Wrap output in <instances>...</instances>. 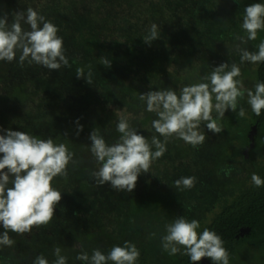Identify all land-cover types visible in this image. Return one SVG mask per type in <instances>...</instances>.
Listing matches in <instances>:
<instances>
[{
    "label": "rangeland",
    "instance_id": "374dc122",
    "mask_svg": "<svg viewBox=\"0 0 264 264\" xmlns=\"http://www.w3.org/2000/svg\"><path fill=\"white\" fill-rule=\"evenodd\" d=\"M257 2L264 0H0V13H9V22L13 12L28 7L44 15L59 28L69 63L87 56L93 73V82L88 85L72 73V64L71 68L49 72L27 62L20 65L0 61V96L6 98L0 104V129L30 135L53 129L57 140H68L67 146L77 161L75 168L69 165L67 180L57 177L53 181V186L62 192V200L52 222L47 227L34 228L30 235L9 233L15 244L0 246V264H33L40 254L53 264L56 246L68 257V264H84L76 259L80 244L89 255L96 248L106 254L112 246H122L125 241L137 248L146 244L161 247L166 224L179 216L204 224L213 216V203L221 204L245 186L252 174L251 162L241 156L220 161L217 155L227 147L210 149L216 135L203 125L201 130L207 139L197 148L203 150L202 156L199 151V156H182L177 150L187 144L172 139L164 156L153 163L151 174L138 177L132 193L117 192L108 184L98 186L91 179L89 172L100 165L89 150L88 136L96 128L107 143L116 142L120 136L116 124L126 116L150 142L153 135H158L151 127L156 116H148L136 93L141 82L149 79L150 61H162L166 88H173L178 95L183 86L199 83L212 67L222 62L239 64V53L234 48L239 42L234 36L245 35L241 28L244 7ZM152 23L160 27V39L149 46L143 39ZM260 41H249L243 47L256 51ZM102 57L110 59V69L102 66ZM240 67V79L245 88L251 89L257 65L244 63ZM17 84H23L29 94L23 102L12 94ZM246 98L245 95L240 101L246 117L231 110L225 112L222 121H233L232 133L243 135L247 127ZM77 119L83 130L79 136L65 137L62 122L74 123ZM235 147L242 150L244 144L236 141ZM252 150L255 160L264 162V141ZM226 168L232 169L227 176ZM188 176L197 178L194 188L176 189L173 181ZM131 200L137 201L139 211L128 226ZM153 260L157 261L155 256ZM163 260L160 255L157 262L161 264Z\"/></svg>",
    "mask_w": 264,
    "mask_h": 264
},
{
    "label": "clouds",
    "instance_id": "9594fccd",
    "mask_svg": "<svg viewBox=\"0 0 264 264\" xmlns=\"http://www.w3.org/2000/svg\"><path fill=\"white\" fill-rule=\"evenodd\" d=\"M234 2L238 3V0ZM11 16L9 22V13H0V61H16L20 65L27 62L49 72L71 68L63 37L58 35L59 28L55 24L32 7L15 11ZM24 25L28 26L27 30ZM241 28L245 35L234 36L239 42L234 45L239 53V64L222 62L212 67L210 73L200 77L199 83L183 86L179 95L171 87L139 94L138 99L145 104L144 111L156 116L151 127L158 135H153L150 142L131 126L126 116L118 119L116 131L120 136L112 144L106 142L98 129L91 130L89 150L100 167L90 171L89 176L96 185L108 184L117 192L132 193L138 177L151 174L153 163L164 156L172 139L199 148L207 139L206 132L201 130L202 125L208 132L219 135L224 131L221 121L226 111L246 117V110L240 106L245 95L252 113L257 117L261 115L264 111V82L256 83L254 91L245 88L240 79V65L264 63V40L259 42L256 51L243 47L249 41L257 40L258 33L264 31V3L244 7ZM158 39L160 27L152 23L143 42L151 46ZM101 64L106 69L111 68L107 57L101 58ZM75 75L88 85L93 82L90 68L87 73L83 68H77ZM74 123L75 135L79 136L83 125L79 119ZM0 132L3 133L0 134V227L3 229L0 246L13 247L15 241L9 233L30 235L34 228L47 227L52 222L62 200V192L53 186V181L57 177L67 180L69 165L75 168L77 161L65 143H54L51 137L39 138L10 128L0 129ZM231 171L226 168L224 174L227 176ZM196 183L195 176L173 181L178 190H191ZM251 183L259 188L264 186V179L252 173ZM200 227L196 219L189 221L183 216L177 217L164 226L162 251L169 256L186 255L191 264H199L202 258L213 264H230V254L221 236L207 227L198 232ZM79 247L81 251L76 259L84 264H136L140 258V250L130 241H125L122 246H112L106 254L96 248L89 255L82 244ZM61 253V247L53 249V264H68V257ZM33 264H49V261L40 254Z\"/></svg>",
    "mask_w": 264,
    "mask_h": 264
},
{
    "label": "trees",
    "instance_id": "16d2710c",
    "mask_svg": "<svg viewBox=\"0 0 264 264\" xmlns=\"http://www.w3.org/2000/svg\"><path fill=\"white\" fill-rule=\"evenodd\" d=\"M264 39V34L262 32L258 33L257 40ZM72 73L76 74L77 68H83L85 73L91 67V61L87 56L82 57L81 60H72ZM150 69L148 70V78L147 80H143L139 89L136 91L140 93H145L151 90H160L165 89L166 84L168 83L166 75H163L165 71L161 70L162 61L158 59H153L150 61ZM168 74V73H166ZM258 82H264V63H260L253 70V85L251 90L254 91V85ZM130 92V91H129ZM16 98L23 102L26 100L29 95L23 87V84L14 85L13 93ZM113 95H116L115 92H112ZM123 99L122 96L119 98ZM6 98L0 96V104L4 103ZM241 101V100H240ZM242 102V101H241ZM249 108L248 110V124L244 131V134L241 135L232 133V124L233 121L223 122L221 123L224 126V131L213 139L210 144V149L213 147L214 149H218V147L224 148L227 147L225 151L218 153L219 160L223 161L225 158L232 156L237 157L241 156L247 162H251L252 165V173H257L262 179H264V162L260 160H255L253 157L252 149H257L261 141H264V111H262L259 117L255 116L250 106L247 103V98L243 101ZM149 113L148 116H150ZM147 116V117H148ZM151 117H155L153 114ZM151 117H148L149 119ZM63 129L62 134L67 133L69 137L70 134L75 136L76 132V124L72 123L70 120H65L62 122ZM61 124V125H62ZM256 127V134L254 136V147L250 148V140L248 138V134L251 130V127ZM231 129V131H230ZM56 131L52 129V131L48 128L46 132L41 133L40 135L34 134L39 138H48L51 137L54 140V143H65L66 145H70L68 140L65 142L62 141L61 137L59 140L55 138ZM223 140V141H222ZM236 141L243 142L244 148L242 150H238L235 147ZM230 145V146H228ZM178 146V145H177ZM206 148V146H204ZM236 148V149H235ZM248 151V156L245 157V151ZM182 156L190 155H198L202 156L201 152L197 148H193L190 145H185L184 148L179 151ZM199 151V154L198 152ZM195 152V153H193ZM216 161H218L216 159ZM254 162V164H252ZM252 175V174H251ZM251 175L249 180H247L244 187L241 188L239 192L233 195L231 198L224 200L221 204L215 202L214 213L209 221H206L204 224H201V227L197 229L198 232H202L205 227L209 228L212 231H215L221 238L224 240V247L228 250L230 254V264H264V186L255 187L251 183ZM132 209L129 210V219L128 226L131 225L133 221L134 215L139 211L137 207V201L131 200ZM138 210V211H137ZM241 230H247L243 236H241ZM144 241L142 240V243ZM154 246V245H153ZM150 246V247H153ZM149 246L141 245L138 247L140 250V258L136 262V264H159L157 262L160 255L164 257L163 262L161 264H191L190 259L186 255H175L169 256L167 252L162 251L161 247L157 245L155 248L150 249ZM183 251V249H182ZM154 254V255H153ZM156 257L157 261L154 262L153 256ZM161 259V258H160ZM207 259V258H205ZM210 264H213L212 261L207 259ZM201 264V261L199 262Z\"/></svg>",
    "mask_w": 264,
    "mask_h": 264
},
{
    "label": "water",
    "instance_id": "95a60500",
    "mask_svg": "<svg viewBox=\"0 0 264 264\" xmlns=\"http://www.w3.org/2000/svg\"><path fill=\"white\" fill-rule=\"evenodd\" d=\"M255 134H256V127L255 126H252L251 127V130H250V132L248 134V138L250 140V144H249V147L250 148H253L254 147V136H255ZM247 153H248V151L246 150L245 151V157L248 156ZM246 232H247V230H241V236H243V234H245ZM201 264H210V263H209V261L207 259L202 258Z\"/></svg>",
    "mask_w": 264,
    "mask_h": 264
}]
</instances>
